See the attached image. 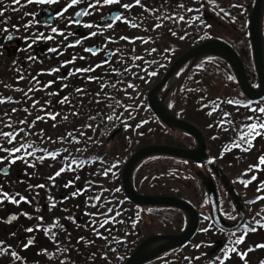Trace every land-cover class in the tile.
<instances>
[{
    "label": "flooded vegetation",
    "instance_id": "1",
    "mask_svg": "<svg viewBox=\"0 0 264 264\" xmlns=\"http://www.w3.org/2000/svg\"><path fill=\"white\" fill-rule=\"evenodd\" d=\"M254 2L155 0L151 4L148 0L144 11L153 14L158 8L163 9V17L167 14L170 20L157 19L158 22H167L163 27L159 26L163 30L159 38L175 41V44L182 33L168 22L182 21L179 19L181 9H184L185 23L194 24L200 19L218 22L224 30L230 29L229 32L246 40L244 28ZM94 3L95 0H78L75 5H71V0H54L51 4L36 3L35 0H0V101H3L0 102V132L16 133L11 144L0 136V148L25 145L24 150L16 153L0 150L3 155L0 168L7 163L11 168L19 166L15 175L0 176V194L8 193L9 197L19 201L12 203L4 198L0 202V241L3 242L0 264H6L8 260L31 264H38L40 260L52 264H119L123 257L120 245H135L141 232L146 231V210L143 217L136 216L142 209L125 197L120 170L131 154L146 145L150 138L149 135L146 137V126L150 125L146 118L150 117L146 102V72L153 70L162 75L178 49L170 48L169 43L166 44L168 47H133L139 36L134 29L141 8L135 0L88 7ZM124 3L132 7L124 9L121 7ZM142 3L146 4V0ZM237 3L244 4L243 12L233 7ZM113 10L119 11L116 17L121 19L112 18ZM238 24H244L243 30ZM125 25L128 30L122 32ZM232 25L237 29L234 30ZM149 29L146 23L143 36L148 39L156 37V33ZM93 32L97 35H91ZM79 68L93 70L72 74ZM248 68L250 82L258 86L256 73L247 64ZM194 71L186 77L182 88ZM211 71L214 75L215 67ZM88 77L95 79L89 80ZM190 87L194 89L192 82ZM77 88L83 91L76 92ZM210 91L215 94L224 92L222 89ZM64 97H68L67 102L60 103ZM216 99L210 97V100ZM169 100L177 105L184 118L196 116L193 111L196 113L198 109L197 94L179 91ZM227 100L228 97H218L216 102L225 103ZM241 100L250 102L243 96ZM189 105L192 114L187 112ZM49 112L57 114L54 120L46 116ZM37 115L45 118L36 120ZM207 137L211 160L220 162L225 159L226 150L220 151L223 144L216 149L217 143L213 142L216 137ZM182 139H186L187 146L195 143L187 135ZM257 142L255 162L258 164V157L264 155V136ZM48 152H57L58 155L53 159ZM113 164H116L115 168H112ZM61 167L65 171L50 180L49 177ZM103 168L110 170L107 175ZM141 168L146 173V160L139 170ZM231 177L237 185L238 176L231 174ZM262 178L264 182V176ZM181 179L177 178L179 184H183ZM139 181L142 184L136 183V189L146 193V175L140 176ZM215 181L219 185L216 178ZM21 196L26 200H20ZM242 196L247 210L249 199ZM256 197L259 208L254 221L260 228V224H264V191ZM192 204L201 211L206 204L205 196ZM219 207L226 219H236L234 207L225 192L219 194ZM9 213L15 214L12 222L7 220ZM29 227L33 228L31 233L25 231ZM260 231L264 236V228ZM234 234L212 225L198 243L206 248L207 256L203 261L194 257L193 264H218L217 258L222 257L223 249L230 247ZM29 240L34 243L25 248ZM261 251L264 252V247ZM12 252H16L18 258L12 257ZM229 257L225 264H232L230 252ZM239 260V264H243L240 256ZM160 261L158 258L150 264H163Z\"/></svg>",
    "mask_w": 264,
    "mask_h": 264
},
{
    "label": "water",
    "instance_id": "2",
    "mask_svg": "<svg viewBox=\"0 0 264 264\" xmlns=\"http://www.w3.org/2000/svg\"><path fill=\"white\" fill-rule=\"evenodd\" d=\"M264 14V0H257L250 16V38L254 55V62L257 70V74L260 80V88L254 89L248 82L245 67L242 63L237 52L227 43L218 39H210L201 43L200 45L190 49L184 53L175 64L169 69L165 77L150 91L149 101L155 113L171 128H180L193 134L198 140V147L193 150L181 149L169 145H148L137 153L128 161L124 168V182L126 186L127 195L139 202L140 204H146L149 206H172L181 208L187 215V227L186 229L176 235H153L145 239L129 258L125 264H144L146 261L158 256L166 250L175 247H181L188 242L196 233L199 225V215L197 211L187 202L177 199L171 196H140L137 195L131 185V173L134 166L143 158L154 155H168L181 158H187L192 163L202 162L207 158L206 147L207 142L204 134L201 130L192 125L189 122L177 119L173 114L168 112L163 102H159L157 99V93L168 80V78L178 70L184 63L191 60L190 67L193 66L198 60L206 56H219L224 58L233 68V71L239 81V85L243 92L252 100L259 99L264 96V37L262 32V18ZM215 173L221 178L228 192L231 195L239 210V221L232 223L229 229L238 227L245 218L242 204L236 188L233 186L231 180L223 173V171L217 166L212 165ZM7 169V168H6ZM203 179V184L206 187L210 197V213L214 222L223 228H227L228 224L219 215L216 188L214 182L209 176H205L201 172L198 173Z\"/></svg>",
    "mask_w": 264,
    "mask_h": 264
},
{
    "label": "snow or ice",
    "instance_id": "3",
    "mask_svg": "<svg viewBox=\"0 0 264 264\" xmlns=\"http://www.w3.org/2000/svg\"><path fill=\"white\" fill-rule=\"evenodd\" d=\"M35 2L36 3H41V4H44V3L51 4V3L54 2V0H35ZM77 3H78V0H71V5H75ZM135 3L136 4H140L141 0H135ZM112 4H120V0H95V3L94 4H89L88 7L94 8V7H96V5H112ZM121 7H123L124 9H128V8L132 7V5L128 4V3H124V4L121 5ZM233 7L240 9L241 12H243V10H244V4L243 3H237V4L233 5ZM77 15H79V13H77ZM113 19L114 20H119V19H121V17H114ZM179 19L183 20L184 18L181 16V17H179ZM231 19L233 21H235V17H232ZM108 26L111 27L110 24ZM132 26L135 27L136 25H132ZM159 26L160 25H156V27H159ZM205 27H207V25H205ZM52 30L54 32L56 31V29H52ZM91 35L95 36V35H97V33L93 32ZM173 35H175V33H173ZM124 39H127V38L125 37ZM181 39H183V37H181ZM77 43H79V41H77ZM152 51H155V49H153ZM165 51H168V49H165ZM28 59H33V58L29 57ZM198 67H202V65H200ZM92 70H93L92 68H79V69H76L75 72L72 73V74H75V73H78V72H90ZM148 75H155V73L154 72H150V73H148ZM88 79L92 80V79H95V77H88ZM228 79L231 80L232 77L228 76ZM51 83L52 82L49 81V84H51ZM63 87H67V85H63ZM129 87H132V85H129ZM29 91H33V89H29ZM82 91H83V89H80V88L76 89V92H82ZM67 100H68V97H64L59 102L60 103H65V102H67ZM0 102H3V101H0ZM226 102L229 105H233V104L240 105L242 103L240 100H231V99L227 100ZM250 103L251 102H248L244 106L245 107H249ZM13 111H15V109H13ZM251 111H252L253 115L248 117V119H249V121H253L254 120L255 123H251L250 122V123H247L245 125L246 133L245 132H241L240 133V140L237 143V147H240L241 145H247V147H244V151L250 150V148L252 146L251 145V140H252L253 137H255V136H264V107H261V106L257 105L255 108H252ZM256 113H258L259 115H256ZM56 115L57 114H53V113H50V112L46 113V116L52 118L53 120L56 118ZM209 115H211V113H209ZM225 115H228V113H225ZM44 118L45 117H41L39 115L36 116V120H42ZM109 119H111V117H109ZM21 123H23V121H21ZM137 127H139V125H137ZM209 127H211V125H209ZM69 135H71V133H69ZM0 136H3L7 140V142L9 144H11L13 142V140L16 139V133H14V132H0ZM29 147H31V146H29ZM24 149H25V145L23 143L20 144L19 147H15V148H11V149L0 148V150L5 151V152H9V153L20 152V151H22ZM29 154H31V153H29ZM47 155L52 157L53 159H55L56 156L58 155V153L57 152H48ZM16 158H20V157H16ZM43 158L44 157H39V159H41V160ZM258 161H259V163L257 165H250L249 166V170H255V169L259 168L260 165H264V155L259 156L258 157ZM13 162H15V160H13ZM73 162H75L74 158H73ZM32 166L34 167L35 165H32ZM115 167H116V164H113L112 168H115ZM63 171H65V168L61 167L54 174V176L53 177H49V179L50 180H54V177L55 176H59L60 173L63 172ZM107 174L108 173L105 172V175H107ZM255 179H256V176L253 175L251 177V179L243 180L241 182L244 184L245 187H247L251 183V181L255 180ZM69 183H71V181H69ZM30 187H33V186L30 185ZM37 187H45V185H38ZM261 190H264V182H262V186L257 189V191H261ZM4 198H8L10 200V202H12V203H18L19 202V201L15 200V198L9 197L8 193L0 194V202H3ZM20 200H26V197L21 196ZM108 211L111 212L112 210L109 209ZM24 215L27 216L28 214L24 213ZM136 215L139 216V212H137ZM38 219L39 220H43V217H38ZM107 222L108 221L106 220L105 223H107ZM39 227L40 226L37 225V228H39ZM260 228H264V224H260ZM256 230H257L256 228H250V231H252V232H255ZM25 231L31 233L33 231V228H31V227L26 228ZM201 231L202 232H207V231H209V229L207 227H205V228H202ZM243 239H244V236H239V237H237V239L234 242H232V244L233 245H239V244L242 243ZM32 243H34V240H29L28 243L24 245V247L27 248L29 246V244H32ZM2 244H3V242L0 241V245H2ZM200 246L201 245H199V244L195 245L196 248H199ZM257 247H264V245H257ZM249 251H251V249H249ZM229 252L236 253L237 255L240 256L241 259H244V256L247 255V253L238 252V250H237V248L235 246L226 247L225 249L222 250V257H218L217 258L218 264H225V261L230 258L229 257ZM11 256L12 257H17V253L16 252H12ZM262 264H264V262H262Z\"/></svg>",
    "mask_w": 264,
    "mask_h": 264
},
{
    "label": "rangeland",
    "instance_id": "4",
    "mask_svg": "<svg viewBox=\"0 0 264 264\" xmlns=\"http://www.w3.org/2000/svg\"><path fill=\"white\" fill-rule=\"evenodd\" d=\"M182 23H183V20H182ZM213 26L214 27H212L215 31V33H218L219 35H222V36H225L227 39H229L230 41H232L239 49H240V51L242 52V54H244V56L245 57H247V50L246 49H243L242 48V46H241V44H242V42H241V40H240V36L239 35H237V34H233V33H231V32H229V30L228 29H226L225 28V30L222 28V26H221V24L220 23H218V22H213ZM175 25H179V23L177 24H175ZM188 26V25H187ZM199 26H201V28H200V32H203L204 31V28L203 27H205V24H199ZM238 26V28L239 27H241L242 26V24H238L237 25ZM241 29V28H240ZM242 30V29H241ZM184 31H187V29H185L184 28ZM188 31H190V29L188 28ZM241 33V32H240ZM208 64H211V61H207V65ZM205 78H203L202 79V81L204 80V85H209L210 83H211V80H210V77H211V75L209 74V73H205ZM224 78V75H222V76H220V79H223ZM212 84V83H211ZM213 85V84H212ZM211 85V86H212ZM222 85H224V82H223V84ZM146 86H148L149 87V84H147ZM214 86L216 87V88H219V86H220V82H216V83H214ZM256 107V106H255ZM254 107V108H255ZM252 109V108H251ZM250 109V110H251ZM243 111V110H242ZM252 112V111H251ZM256 114H258V113H256ZM259 115V114H258ZM156 124L153 120L151 121V124ZM156 129H158V127L156 128ZM155 134H159V132H156ZM236 135V133L234 132V131H232V134H231V136H235ZM0 153H2V152H0ZM4 153V152H3ZM255 170H248V175H241L242 176V178H240V179H243V180H247V179H250L251 178V176L252 175H255V173H253ZM251 175V176H250ZM239 179V180H240ZM242 180V181H243ZM169 182V181H168ZM167 182V183H168ZM241 186H243V191L244 192H246L249 196H255V195H253V193L251 192V190H253V191H255V189L257 188V184H258V182H257V180L256 181H254L252 184H249L247 187H245L244 186V184L241 182ZM165 186H169L168 184H165ZM256 208H257V206H252V207H250V211H251V214L252 215H254L255 214V212L254 211H256ZM156 221H159V219L158 218H154ZM205 225H207L206 224V221H205ZM253 238H261V240H262V242H263V244H264V236H263V234H261V235H258V236H252V237H250L249 238V241H248V243L250 244V240H252ZM257 240L255 239V242H256ZM191 247V246H190ZM190 247H188L187 249H188V251L191 253V251H193ZM188 251H185V252H188ZM257 260V258H256V254H254V255H252V257H250L248 260L250 261V263L251 262H253V261H255L256 262V260ZM262 260H259L258 261V263L257 264H262ZM244 263V262H243ZM245 264H247V262L245 263Z\"/></svg>",
    "mask_w": 264,
    "mask_h": 264
}]
</instances>
